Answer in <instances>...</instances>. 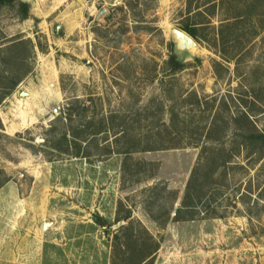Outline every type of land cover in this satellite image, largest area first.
Instances as JSON below:
<instances>
[{"label": "rangeland", "instance_id": "obj_1", "mask_svg": "<svg viewBox=\"0 0 264 264\" xmlns=\"http://www.w3.org/2000/svg\"><path fill=\"white\" fill-rule=\"evenodd\" d=\"M18 1L0 9V71L11 39L39 46L0 101V264H110L124 213L158 240L152 264H264V154L240 145L243 107L264 125V0L189 16L184 0H33L25 18ZM183 21L188 52L170 30ZM68 116L77 145L51 147Z\"/></svg>", "mask_w": 264, "mask_h": 264}, {"label": "trees", "instance_id": "obj_2", "mask_svg": "<svg viewBox=\"0 0 264 264\" xmlns=\"http://www.w3.org/2000/svg\"><path fill=\"white\" fill-rule=\"evenodd\" d=\"M12 1L13 0H0V9L3 4L10 3ZM208 2L213 10L214 8H217L216 0H209ZM18 3L21 18L27 17L29 5L21 1H18ZM220 3L227 4V12L228 10H230L231 13L233 12V10L235 11L240 7L239 0H219V4ZM201 5L202 3L200 2V0H184V8L181 13L186 14V16H189L191 12L195 13L196 15L203 14L204 11H202ZM131 8H133L132 5ZM231 13L226 14L229 15ZM224 19H227L226 24L228 25L233 23L228 20V17H224ZM220 26H222V22H220ZM180 27L184 31L189 33L192 37H198L195 25H191L188 22L183 21ZM13 39H11L10 43L5 48L7 57H2V63L4 64V67L0 71V101L5 96L10 94L20 81L21 77L30 71V67L27 66L26 60H28V58L31 57V54L34 53L35 45L39 46L38 43L33 42L31 38L15 40ZM24 42L28 43L29 45L30 53L28 55H25L21 51V46ZM214 64L217 63L215 62ZM18 65L23 69L20 75L16 76L14 73L18 69ZM243 108V111H240V116L244 117L252 125V131L249 133H240V135L243 137L240 141V145L244 144L245 146H247V150L251 151L253 154H264V125L260 129H258L251 121V116L253 115L251 109H248L247 107ZM66 119L67 122L57 121L58 123L50 128L48 141L51 140L50 145L53 148L64 143L67 150L70 147L71 143H73V145H77V143L73 139L74 134L70 135L68 130L72 127V125L79 124V121L81 120L80 118H73L70 116L66 117ZM1 128H3V124L0 119V129ZM55 135H57L56 139ZM88 143L89 142H85V145H87ZM211 148V146L206 145H203L201 147V153H203V155L205 153V158L208 156L206 155V152H210ZM203 155L201 156V158H203ZM200 167H202L201 164ZM197 175L198 172L196 171L195 167L191 173V178L188 180L187 190L185 196L182 198V204L179 205L180 207H182V205H185L186 203H189L191 201L190 198H196L195 196H198L196 195L197 191L193 189L195 187L194 185L198 184V182L195 181L197 179ZM199 183L202 184V182ZM259 199H264V185L260 188V190L257 191V195L253 201L257 203ZM180 207L176 208L175 215L180 213ZM119 210L117 211L118 214H120ZM119 218L125 220L126 222L121 223L116 229L113 230L111 239L110 264H152L153 254L155 253L159 245L158 240L142 225L139 220L132 219L129 213L121 214ZM94 221L99 225L109 226L105 223L104 218L98 213L94 215ZM105 230H107V228Z\"/></svg>", "mask_w": 264, "mask_h": 264}, {"label": "water", "instance_id": "obj_3", "mask_svg": "<svg viewBox=\"0 0 264 264\" xmlns=\"http://www.w3.org/2000/svg\"><path fill=\"white\" fill-rule=\"evenodd\" d=\"M21 2H31L33 0H19ZM106 8L105 7H101L95 14V19L102 21L103 20V15L105 14ZM61 27V24H57L56 25V29L58 30ZM171 33L173 35V38L175 40V46L178 50L182 51V52H188L190 51L192 48H194L197 43L195 41V39L186 31H184L183 29H180L178 27H171L170 28ZM22 94H25V92L21 91ZM121 223H123L122 221H118L115 226L120 225Z\"/></svg>", "mask_w": 264, "mask_h": 264}, {"label": "crops", "instance_id": "obj_4", "mask_svg": "<svg viewBox=\"0 0 264 264\" xmlns=\"http://www.w3.org/2000/svg\"><path fill=\"white\" fill-rule=\"evenodd\" d=\"M50 73H51V75H53V70H51ZM21 91L25 92V95H30V93H31L30 91H24V90H21ZM21 91H19V94L21 93ZM3 126L6 128V123L3 122ZM6 130H8V128L5 129V131Z\"/></svg>", "mask_w": 264, "mask_h": 264}, {"label": "built area", "instance_id": "obj_5", "mask_svg": "<svg viewBox=\"0 0 264 264\" xmlns=\"http://www.w3.org/2000/svg\"><path fill=\"white\" fill-rule=\"evenodd\" d=\"M58 109H59V105L56 104V105H54V106L51 108V112H52V113H57Z\"/></svg>", "mask_w": 264, "mask_h": 264}]
</instances>
